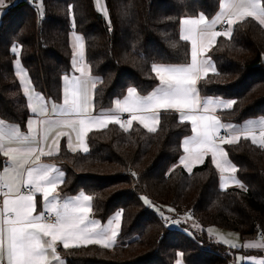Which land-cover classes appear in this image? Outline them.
Masks as SVG:
<instances>
[{
  "label": "trees",
  "instance_id": "16d2710c",
  "mask_svg": "<svg viewBox=\"0 0 264 264\" xmlns=\"http://www.w3.org/2000/svg\"><path fill=\"white\" fill-rule=\"evenodd\" d=\"M40 3L42 16L36 0H15L0 17V119L20 129L30 110L14 68V44L33 87L58 100L62 76L72 67L69 33H79L92 74L103 81L94 96V110L100 111L109 109L129 86L140 95L150 93L158 83L153 62H187L190 45L179 40V19L212 17L219 9V0H104L109 25L93 0ZM70 4L75 28L67 13ZM174 42L179 46L172 47ZM208 54L220 77L209 73L208 82L198 84L201 95L237 100L233 112L220 111L224 119L241 122L264 116V28L251 18L238 22L231 39L218 37ZM189 133V123H181L178 114L162 113L155 133L134 121L128 132L119 125L93 129L86 136L87 154L60 146L54 158L63 161L62 195H92V216L100 222L125 210L114 246H59L67 264H174L177 252L183 253L184 264H229L231 249L208 236L206 227L234 230L240 237L264 234V149L243 138L236 145H223L247 190L222 189L209 156L191 173L173 166L182 153L181 139ZM4 161L0 155V168ZM160 212L192 232L165 224Z\"/></svg>",
  "mask_w": 264,
  "mask_h": 264
},
{
  "label": "snow or ice",
  "instance_id": "6c2138e0",
  "mask_svg": "<svg viewBox=\"0 0 264 264\" xmlns=\"http://www.w3.org/2000/svg\"><path fill=\"white\" fill-rule=\"evenodd\" d=\"M96 3L99 5L100 0ZM6 7V0H0V17ZM37 7L42 16V5ZM102 7L110 25V14L106 6ZM219 9L211 21L204 14L179 19V40L190 43V62H153L151 71L159 83L150 93L140 95L135 87L129 86L123 99L116 98L113 107L99 112L94 111V96L99 91L97 85L103 81L92 74L85 59L84 37L70 33L72 75L65 73L62 76L63 102L52 103L50 112L47 103H41V94L30 87L28 74L20 67V49L13 45L11 51L17 55L14 61L16 75L28 99L27 107L42 118H30L27 133L19 126L6 127L0 120V155L7 158L6 167L0 172V264H65L58 254L59 244L64 249L96 244L110 248L118 240L124 209L116 210L102 225L89 219L93 210L92 195L80 191L75 196H63L57 191L65 181V173L54 164L42 162V158H51L60 152V135L68 136L70 151L76 152L78 148L87 154L89 147L85 138L93 129L119 125L128 132L135 121L148 133H155L162 113L178 114L181 123L190 122L192 132L181 145L185 153L180 156L183 167L191 173L193 164L203 163L210 155L212 165L220 173L222 189L231 182L247 190L236 178L238 169L221 145H236L243 138L264 149V118L249 119L243 125L223 122L218 111L233 112L237 100L221 95L202 96L198 84L207 83L209 73L220 77L213 61L205 56L216 45L218 37L231 39L234 25L248 18L264 28V0H219ZM73 12L74 6L68 5L67 13L75 28ZM217 24L225 27L217 30ZM178 46V43L172 44L174 48ZM124 113L129 114L127 120L122 119ZM61 129H70L71 133L57 132ZM54 132L57 138L49 145L47 141ZM140 199L145 205L152 206L146 197ZM168 211L175 210L169 208ZM160 217L165 224L179 222L163 212ZM191 218L190 214L185 216V219ZM208 231L211 233L213 229ZM221 242L231 248L264 250V234L259 241L243 245L223 238ZM176 255V264H183V253L177 252ZM252 259L254 264H264V259Z\"/></svg>",
  "mask_w": 264,
  "mask_h": 264
},
{
  "label": "crops",
  "instance_id": "0c3cea01",
  "mask_svg": "<svg viewBox=\"0 0 264 264\" xmlns=\"http://www.w3.org/2000/svg\"><path fill=\"white\" fill-rule=\"evenodd\" d=\"M104 6V5H103ZM100 8H102V7H100ZM220 9H218V11H219ZM217 11V12H218ZM200 15V14H199ZM199 15H196V16H185V17H182V18H186V17H198ZM216 15V14H215ZM214 15V16H215ZM214 16H212V17H206L209 21H211L212 20V18L214 17ZM72 32H75V31H71L70 33H72ZM178 32H179V28H178ZM70 33H69V45H70ZM75 34H77V35H80L79 33H77V32H75ZM189 45H190V43H189ZM70 48H71V51H73V49H72V47H71V45H70ZM190 50H191V45H190ZM205 56H206V58H210L211 59V57L209 56V54L208 53H206L205 54ZM17 59V58H16ZM15 59V60H16ZM71 60H72V56H71ZM212 60V59H211ZM213 61V60H212ZM187 62H190V58H189V60L187 61ZM156 63H163V62H156ZM186 63V62H185ZM214 63V62H213ZM172 64H179V63H172ZM20 67H22L21 65H20ZM14 68H15V72L17 71V68H16V66H15V64H14ZM67 74H69V75H72V71L70 70V72H68ZM77 75H78V73H76ZM27 79L28 80H30L29 79V77H27ZM158 83H159V81H158ZM158 83H157V85H158ZM156 85V86H157ZM30 87L31 88H33L34 90H35V92H37V93H40L41 94V96H42V100H41V103H47V106H48V109H49V112L51 111V104L52 103H56V104H61L62 102H63V83H62V93H61V97H60V99H58V100H56V99H53V98H51V97H49L46 93H45V91L44 90H40V89H35L34 87H33V85H32V83L30 84ZM127 94V90H126V93L122 96V97H120V99H123V97L125 96ZM203 96V95H202ZM205 96H207V95H205ZM26 99H27V97H26ZM27 104H28V99H27ZM111 107H113V105L111 106ZM110 107V108H111ZM30 110V109H29ZM95 111V110H94ZM96 112H99V111H96ZM217 115H218V117L223 121V122H225V123H229V122H231V123H234V124H237V125H243V123L246 121V120H249V119H252V120H259L260 118H264V116H255V117H250V118H247V119H245V120H243V121H241V122H236V121H232V120H228V119H224V118H222V117H220V111H218V113H217ZM33 119V120H37V119H39V118H42V117H37L35 114H33V113H31V111H30V115H29V117H28V119H27V121H26V126H25V128L24 129H20L22 132H24V133H27L28 132V127H27V124H28V121H29V119ZM1 120V119H0ZM189 123V125H190V133L188 134V135H186V136H191L192 135V132H191V124H190V122H188ZM13 125H15V124H11V123H7V122H5V126L7 127V126H13ZM16 126V125H15ZM59 131H63V132H66V133H71V130L70 129H61V130H57V132H59ZM186 136H184L182 139H181V145H182V142H183V140H184V138L186 137ZM57 138V136H56V133L54 132L53 134H52V136L50 137V139L47 141V144H49V145H51L52 143H53V140L54 139H56ZM59 143H60V146L61 145H64L67 149H68V136L67 135H60L59 137ZM72 139H73V145H74V147L76 146V140H75V134L73 133L72 134ZM85 142H86V138H85ZM86 144H87V142H86ZM223 148H224V146L223 145H221ZM181 149H182V153H181V155H184L185 153L183 152V147L181 146ZM225 149V148H224ZM69 150V149H68ZM77 151H79V149L77 148ZM226 151V150H225ZM180 155V156H181ZM209 157H210V159H211V156L210 155H208ZM207 157V156H206ZM205 157V158H206ZM6 157H4V160L6 161ZM228 159L230 160V158L228 157ZM5 161H4V164H3V166L0 168V172H3V170H4V168L6 167V164H5ZM231 161V160H230ZM42 162H44V163H48V164H54L57 168H59L60 170H62L63 172H64V167H63V161L62 160H59V159H57V158H54V157H51V158H47V157H44V158H42ZM198 164H201V163H195V164H193L192 165V168L195 166V165H198ZM233 164V163H232ZM175 165H180V166H182V168L183 169H185L184 167H183V165L180 163V157L178 158V160L173 164V166H175ZM186 171H188L187 169H185ZM218 171V170H217ZM218 174H219V186H220V173L218 172ZM225 175H227V174H225ZM237 178V177H236ZM233 186H237V185H235L234 183H231V182H229V184H228V186L226 187V188H228V187H233ZM59 187V186H58ZM237 187H239V186H237ZM225 189V188H224ZM57 191H58V189H57ZM59 192V191H58ZM60 193V192H59ZM85 193V192H84ZM61 194V193H60ZM79 194V192H77V193H75V194H72V195H63V196H75V195H78ZM86 194V193H85ZM62 195V194H61ZM88 195V194H87ZM40 199V204H41V210H42V203H43V200H42V197H40L39 198ZM0 204H2V198H0ZM112 214H114V213H112ZM111 214V215H112ZM110 217V216H109ZM108 217V218H109ZM108 218L104 221V222H100L98 219H96V218H94L93 216H92V213L90 214V216H89V219H92V220H97V221H99L102 225L103 224H106L107 223V220H108ZM260 239L256 236V235H252V236H245V237H240V240H239V245H243L244 243H246V242H249V241H259ZM59 246H62L63 247V245L62 244H59L58 245V247ZM231 251H232V255H231V257H230V259H229V264H240V263H249V264H254V261H253V259L252 258H255V260L256 261H259V260H261V259H264V250H261V249H255V248H252V249H245V248H243V247H239V248H231ZM238 258H242V259H238ZM63 259V258H62ZM64 260V259H63ZM176 261H177V259H176ZM176 261L174 262V264H176ZM65 262V261H64ZM65 264H67L66 262H65ZM184 264V263H183Z\"/></svg>",
  "mask_w": 264,
  "mask_h": 264
},
{
  "label": "rangeland",
  "instance_id": "374dc122",
  "mask_svg": "<svg viewBox=\"0 0 264 264\" xmlns=\"http://www.w3.org/2000/svg\"><path fill=\"white\" fill-rule=\"evenodd\" d=\"M13 1H15V0H6L7 7ZM93 2H94L95 8L103 13V7L102 6L104 5V0H100V4L99 5L96 3V0H93ZM36 4L37 5H41L40 0H36ZM100 7H102V8H100ZM220 117H222V116L220 115ZM171 224H172V226H176V227L182 229L185 232H188V233L192 232L191 227L180 226L177 223H171ZM210 228L213 229V231L211 233L208 231V229H210ZM206 232H207L208 236H210L215 241L221 242V238H223V239H227L229 241H234L237 244H239L240 235L238 234V232H236L234 230H229V229L221 228V227H218V226H208V227H206ZM221 243H223V242H221ZM223 244L226 245L227 250H229V248L231 249V247H229L228 244H225V243H223ZM176 259H175V261H176Z\"/></svg>",
  "mask_w": 264,
  "mask_h": 264
},
{
  "label": "built area",
  "instance_id": "2783aa9c",
  "mask_svg": "<svg viewBox=\"0 0 264 264\" xmlns=\"http://www.w3.org/2000/svg\"><path fill=\"white\" fill-rule=\"evenodd\" d=\"M23 1H25L26 3H32L33 1H35V0H23ZM225 27V25L224 24H217L216 25V29H218V30H223V28ZM129 118V114L128 113H124L123 115H122V119H124V120H127ZM262 232H259L258 233V236H259V238L261 239V236H262Z\"/></svg>",
  "mask_w": 264,
  "mask_h": 264
},
{
  "label": "bare ground",
  "instance_id": "6f19581e",
  "mask_svg": "<svg viewBox=\"0 0 264 264\" xmlns=\"http://www.w3.org/2000/svg\"><path fill=\"white\" fill-rule=\"evenodd\" d=\"M257 237L259 238L258 234H257ZM260 239V238H259Z\"/></svg>",
  "mask_w": 264,
  "mask_h": 264
}]
</instances>
